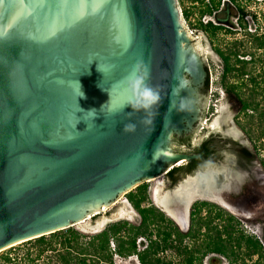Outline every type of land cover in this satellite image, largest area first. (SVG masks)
Listing matches in <instances>:
<instances>
[{
    "label": "water",
    "instance_id": "95a60500",
    "mask_svg": "<svg viewBox=\"0 0 264 264\" xmlns=\"http://www.w3.org/2000/svg\"><path fill=\"white\" fill-rule=\"evenodd\" d=\"M191 39L178 0H0V250L193 158L171 147L200 115Z\"/></svg>",
    "mask_w": 264,
    "mask_h": 264
},
{
    "label": "trees",
    "instance_id": "16d2710c",
    "mask_svg": "<svg viewBox=\"0 0 264 264\" xmlns=\"http://www.w3.org/2000/svg\"><path fill=\"white\" fill-rule=\"evenodd\" d=\"M195 1H199L201 7L183 6L185 17L213 16L222 6V0ZM229 1L239 11V30L243 33L239 40L225 44L226 35L223 37L220 31L225 27L212 22L204 24L199 20L197 28L210 34L214 50L224 66L222 83L225 85L227 81L228 93L239 97V123L264 167V31L259 22L262 14L251 13L248 9V3L260 1ZM229 6L230 3L226 5ZM221 14L218 13L219 18ZM237 80L239 85L235 83ZM173 173L171 170L169 177L175 182ZM126 197L139 214V223L121 219L95 234L68 228L35 239L39 245L37 253L28 251L19 261L6 255L0 264H40L49 251L56 253L57 264H117L116 256L137 257L140 264H206V259L215 255L225 259V264H264V241L248 233L236 216L214 203L195 202L190 211L189 229L185 231L151 204L147 182ZM168 253L171 255H166Z\"/></svg>",
    "mask_w": 264,
    "mask_h": 264
},
{
    "label": "flooded vegetation",
    "instance_id": "af4514ba",
    "mask_svg": "<svg viewBox=\"0 0 264 264\" xmlns=\"http://www.w3.org/2000/svg\"><path fill=\"white\" fill-rule=\"evenodd\" d=\"M220 11L223 17L219 18L218 14L216 16V22L219 23V26L226 24L232 27L233 21L231 18L234 16L232 6H225ZM193 28L199 34H203V41L209 42L211 45L209 49L216 54L210 34L201 32L197 28V23ZM220 31L228 34L223 38L225 44L228 43L232 38L233 30L223 29ZM237 34L235 32L233 35L236 36ZM191 41L195 48L199 50L197 47L198 40L191 39ZM209 55L212 57L211 53ZM210 60L209 58L204 59L206 71L204 82L199 86L192 84L201 97L199 118L190 131L176 132L172 138L173 147L177 153L187 154L193 158L181 162V165L179 164L173 169L175 182L170 180L169 173L166 175V181L169 185H178L184 178L188 176L195 177L203 172L204 176L200 179V181H203V190L207 189L209 180L211 187H213L212 191H209V189L205 191L217 193L220 198L208 197L209 195H207L202 200L216 202L227 213L234 216L264 214V167L254 145L239 123V109L241 107L239 97L235 93H228V82L226 81L224 85L221 76L219 77V83L221 85L222 102L224 100L227 107L223 108L220 103L221 111L219 115H216L219 112L218 109L210 108L207 105L206 94L212 90ZM223 71L224 66H222ZM185 77L188 82L193 81L190 73L186 72ZM235 83L239 85V80ZM212 96L214 97L211 101H219L218 98L214 99L216 95ZM216 102L213 103L214 107L218 105ZM184 186V188H188L187 184ZM161 207L168 212L167 208L162 205ZM166 211L164 213L169 216ZM102 213L97 215L98 218ZM187 213H184L181 219V222H183L181 227L184 228L187 227Z\"/></svg>",
    "mask_w": 264,
    "mask_h": 264
},
{
    "label": "rangeland",
    "instance_id": "374dc122",
    "mask_svg": "<svg viewBox=\"0 0 264 264\" xmlns=\"http://www.w3.org/2000/svg\"><path fill=\"white\" fill-rule=\"evenodd\" d=\"M256 1H260V2L259 3H256V2L248 3V9L250 10L251 13H257V14L261 13L262 14V20H260L259 22H260V27L264 31V0H256ZM185 2L188 3L189 0H181L180 2L178 0V4H179V6L181 5L182 8H183V6H186ZM200 5H201V3L195 7H201ZM237 12H239V11L233 9L234 14H236ZM221 16L223 17L222 14H221ZM249 23L252 24L251 19L249 20ZM253 28H254V26H253ZM221 34L228 35L224 31L221 32ZM242 34L243 33L241 32V30H239V33L236 36H234L232 34V38L230 39V41H234L236 39H239V37H241ZM199 40L201 43V47H202L203 51L205 52V57L209 58V60L211 59L210 63H211V75H212L211 76V81H212L211 88H212V90L209 91L208 106H210V108L218 109L219 112L216 115H219V113L221 111L220 103H221L223 108L227 107V104L224 103V100L222 102V93H221V88H220L221 85L219 83V77L222 74V65L220 62V58L213 52V50L209 49V48H211L210 43L207 41L205 42V40L203 41L202 38H200ZM210 53L212 54V57H211V55H209ZM212 95H216L214 99L218 98L219 101H217V102L211 101L212 97H214ZM215 102L218 105L214 107L213 103H215ZM171 147H172V149H174L173 143H171ZM147 183L149 186V196H150L151 204H153L155 207H157L160 210H162L163 212H165L164 208H162L161 204H160L161 199H162V197H164L165 194L169 193L171 190H173L175 187H177V185H169V183L166 181V175L163 177H159L155 180L148 181ZM126 195L122 196L118 200L117 204H115V205L111 206L110 208H108L107 210L103 211L100 218H98L96 221H93L92 219L87 220L84 223L78 224L74 228L77 229L78 231L84 233V234H95V233L102 231L107 226V224H109V222H111V221H118L121 219H125V220H129L133 223H139L140 222V216L134 210L131 203L128 201ZM200 198H204V196L200 197ZM197 201H205V200L197 199L194 201V203ZM210 202L220 206L216 202H213V201H210ZM236 217L240 220L242 226L248 231V233L256 235L258 238H260L261 240L264 241V214H257V215H252V216H241V215H239ZM178 223L180 224L179 227L183 226V222H181V223L178 222ZM182 228H184V227H182ZM47 237H49V236H47ZM35 241L36 240L34 239V240H31L30 242L29 241L23 242L21 244H17L11 248H7V249L1 251L0 252V263H2V261H4L3 257L6 255L7 256L10 255L16 261H19V259H23V255L27 254L28 251L32 252V253H37V251L39 249V245H37V243ZM166 255L170 256L171 254L168 253ZM115 261L117 264H140L134 257H132L130 259H123L121 257L116 256ZM214 261H215V263H213ZM39 263L40 264H57L56 253L52 252V251L47 252L44 255V257L40 260ZM225 263H226V260L223 259L222 257L218 256V255L211 256L210 259H208V258L206 259V264H225Z\"/></svg>",
    "mask_w": 264,
    "mask_h": 264
},
{
    "label": "bare ground",
    "instance_id": "6f19581e",
    "mask_svg": "<svg viewBox=\"0 0 264 264\" xmlns=\"http://www.w3.org/2000/svg\"><path fill=\"white\" fill-rule=\"evenodd\" d=\"M181 164V162L179 163ZM157 179V178H155ZM152 179V180H155ZM201 178H197L195 177H190L188 179H186L184 182H181L180 184L177 185V187L170 191L169 193L165 194L164 197H162L160 204L162 206H164L165 208H167L168 213L172 219H174L177 223L180 222L181 223V219H182V215H184V213L188 212V209L190 207V205L197 199H203L200 197H206L207 195H209L208 197H215V198H220V195L214 192H207L205 190L212 191L211 187V182L208 180L207 183V189L203 190V181L201 180ZM150 180V181H152ZM205 180V179H204ZM188 185V188H184V185ZM199 197V198H198ZM106 209V208H105ZM165 210V209H164ZM166 211V210H165ZM84 223V222H83ZM186 223L188 224V213H187V221ZM179 225V223H178ZM180 226V225H179ZM181 229L182 228L180 227ZM186 231V230H185ZM22 242H17L15 244H12L6 248H3L0 250L3 251L7 248H11L17 244H21Z\"/></svg>",
    "mask_w": 264,
    "mask_h": 264
},
{
    "label": "built area",
    "instance_id": "2783aa9c",
    "mask_svg": "<svg viewBox=\"0 0 264 264\" xmlns=\"http://www.w3.org/2000/svg\"><path fill=\"white\" fill-rule=\"evenodd\" d=\"M209 1L210 0H205V2H207V3ZM228 3H230V6H232L233 9L237 10L235 5L233 3H231L229 0H222L221 8L225 7ZM199 4H200V2L195 1V0H189L188 3L185 2L186 7L198 6ZM178 6H179V4H178ZM179 10H180V14H181L183 22L185 23L190 34L194 38L200 39V38H202V35H203L202 33L199 34L192 26V24L195 25V23H198L199 20L204 24H208V23L212 22L214 25H217V26L219 25V23L216 22V16L221 11H219L218 13H215L213 16L205 15L203 17H199L198 15H191L189 18H187L184 16L183 8L181 5L179 6ZM231 20L233 21L232 27H230L229 25H226V24H223L222 26L225 27V30H233L234 32L239 33V12L234 14V16L231 18ZM140 240H142V239H140ZM140 240H139V242H140ZM112 246L114 247V244H112ZM140 248L142 249L143 247L140 246ZM135 258L138 261V258L137 257H135Z\"/></svg>",
    "mask_w": 264,
    "mask_h": 264
},
{
    "label": "clouds",
    "instance_id": "9594fccd",
    "mask_svg": "<svg viewBox=\"0 0 264 264\" xmlns=\"http://www.w3.org/2000/svg\"><path fill=\"white\" fill-rule=\"evenodd\" d=\"M183 162H184V161H182V163H183ZM180 165H181V164H180ZM177 166H179V164H178ZM177 166H176V167H177ZM168 172H169V171H168ZM168 172H166V173H168ZM166 175H167V174H166ZM134 258H135V257H134ZM135 259H136V258H135ZM138 262H139V261H138Z\"/></svg>",
    "mask_w": 264,
    "mask_h": 264
}]
</instances>
